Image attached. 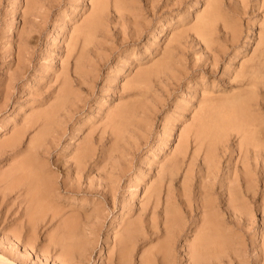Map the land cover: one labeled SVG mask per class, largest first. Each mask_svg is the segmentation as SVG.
I'll list each match as a JSON object with an SVG mask.
<instances>
[{"label":"bare ground","instance_id":"1","mask_svg":"<svg viewBox=\"0 0 264 264\" xmlns=\"http://www.w3.org/2000/svg\"><path fill=\"white\" fill-rule=\"evenodd\" d=\"M148 1L151 8L156 6V0ZM199 1L194 0V3ZM204 1L202 9L195 13L194 19H191L194 20L193 26L189 25L195 37L212 44L215 41L213 34L216 22L220 20L223 29L230 32V38L237 41L239 32L238 30L235 32L234 28L226 24L221 10V1ZM248 1L237 2H241L240 5L245 8ZM52 2V0H20L18 2L20 7L13 9L11 7L14 14L11 15L5 28L3 27L4 37L7 39L4 43L7 49H4L14 51L13 54L8 52L4 55L6 58L12 54V58H7L9 60L5 63L6 72L1 73L2 76L4 75L1 84L5 83L6 88L13 84L17 75L25 78L23 76L26 54L31 53H28L32 35L30 31L38 26L35 17L41 15L40 9L43 7L45 10L44 5ZM179 2L182 3L183 0ZM259 2L263 3L264 0ZM89 5V13L87 12L86 16L84 13L81 14L83 17L79 22V17L77 18V23L71 26L67 37L60 42L64 47L60 60L62 71L57 78L59 79V86L56 85L57 88L59 87L58 91L52 100L50 99L51 102L49 103L46 98L45 105L48 104L46 108L43 109L45 105L42 104V109L36 108L41 110L29 109L28 113H25V110L20 114L25 103L20 102L21 104L16 105L13 103L15 113L12 112L14 115L12 121L9 118L12 122L11 127L7 133L3 132L4 134L0 136V157L7 154L8 161L12 160L7 161L4 171H0V264H31L30 260L27 261L31 252L36 258L40 255L45 256L46 259L48 257L52 264H83V260H89L91 250L97 245L98 236L94 234H97L96 229L101 227L98 223L104 216L103 210L107 209L105 207L106 204L109 206V203L110 208H114L116 192L122 179H126L127 190L126 187L124 190L128 193L126 192V199L120 200L119 208L126 209V204H123L125 202H129L127 204L131 208L137 197L136 191L142 188V195L138 196L140 210L137 212L142 218L132 219L130 217L133 216L128 215L130 210L123 211L117 223L120 226L119 236L116 234V244L120 246L117 247L114 257L110 254L108 259L110 261H107V264H131L127 248L129 246L133 248L129 245V240L131 241V237H134V233L139 229L141 239L160 232L164 241L161 239L163 243L158 242L160 245L155 248L141 249L139 257L136 258L138 259L136 264H263L264 13L261 14L262 23L256 44L254 43V48H251L253 54L245 61L240 60L239 66L232 71V75L227 76V81L225 80L227 85L233 81L236 82L237 84H234L236 89L230 87L221 93H215L213 88L217 86V83L211 80L206 81L204 74L196 77L193 87L189 84L185 87V89L188 88V94L174 103L172 108L178 109V113L174 116L169 112L165 113L166 115L161 118L162 134L160 132L153 137L155 139L147 149L148 155L141 156L137 162L138 165L133 168L130 166L131 158L129 159L126 155L132 152L131 149L135 145L147 144L149 138L147 139L146 136L142 138L144 134L140 131L148 132V127L151 126L150 121H152L150 117L154 116L150 114V111L146 112L150 110L152 103L149 101L150 92L143 87L151 77L159 78L161 74L170 70L172 52L180 46L188 30L184 26L180 28L179 25L171 27L168 35L164 36L162 47H157L152 41L146 48L144 47L145 49L154 47L151 53H156L158 56L154 60L150 57V63L143 66V69L136 64L134 74L129 78L128 75L126 78L124 76L125 80L120 83L122 86L120 88L122 91L131 90V93L122 100L118 97L120 101L115 100L111 105L107 104L97 119L102 120L101 124L95 125V122L91 121L89 129L78 142H71L74 136L72 134L63 147L68 149L67 152L51 158L53 146L59 143L64 131L59 127L60 130H58L62 131L60 133L57 127L63 117L79 106L76 101H79L77 95L78 93L80 95L82 86L87 83L89 75L99 64L102 54L115 44L110 40L112 35L121 34L120 44L125 39L140 38L141 33L148 29L143 23L144 12L136 6L134 0H89ZM15 14L20 17V26L16 27L15 39H13L11 28L16 18ZM164 21L160 17L156 25L159 31L155 34L163 30ZM192 30L189 32L192 33ZM58 34L54 33V39ZM156 37L153 35V40ZM119 44L118 48H120ZM244 48L243 42L228 53L229 57L224 69L222 68L224 72L231 67L232 60ZM217 59L219 60L218 57ZM217 59L213 58V61L208 64L215 67ZM11 62L13 68L9 65ZM55 69L60 70V68ZM25 80L24 82L27 83V79ZM53 80L55 79H52V82ZM6 88L3 93L11 91L10 88L8 90ZM193 99L196 106L191 111L189 109L191 114L190 117L188 116V121L186 119L181 121L183 111L190 107L189 100ZM4 102L3 100L0 104L4 105ZM180 102L185 106L178 108ZM101 105L102 101L99 98L95 104L97 110ZM85 120L87 118L83 122L81 120L80 126L86 123ZM177 121H180L179 124ZM176 125L180 126V131L174 146L167 152L165 146ZM33 126L37 127L36 131L33 130L34 133L31 132L33 134L27 135V140L24 139L27 130ZM233 137L235 139L231 140ZM154 144L158 146L156 152L152 151ZM161 151L164 153L158 158ZM93 171L94 175L92 173L89 176V172ZM81 178L86 181L84 186L81 185ZM176 178L179 180L178 187L173 183ZM258 189L263 192H258ZM91 194H99L100 197L90 200L87 195ZM255 202L257 204H254ZM252 204L253 208L250 207ZM255 205L256 210L262 213L263 232L261 242L255 241L250 236L251 249L255 251L254 257H251L246 237L248 230L255 228L252 220ZM144 222L147 225H144ZM48 223H51L53 227L50 228L51 231H48L50 234L47 236L49 239L46 243L57 248L53 253L43 248V245L37 247V243L35 244L39 231ZM188 226L189 230H192L190 235L192 237L188 239L184 236L179 261L174 254V243L184 232L185 227L189 228ZM18 247H22V251H19ZM97 258H100V254ZM111 258H114V261ZM182 258L184 260H181Z\"/></svg>","mask_w":264,"mask_h":264},{"label":"rangeland","instance_id":"2","mask_svg":"<svg viewBox=\"0 0 264 264\" xmlns=\"http://www.w3.org/2000/svg\"><path fill=\"white\" fill-rule=\"evenodd\" d=\"M19 1L20 0H17L15 2L13 0H0V45L1 44L4 45V43L7 41V39H5V37H4V35H5V29H4L5 27L4 26H6L7 22L10 20L11 15L14 14L12 9L17 7V6L20 7V4H18ZM52 1L53 2L51 4L46 3L44 5V8L46 7L45 10L43 9V7H42V9H40L41 10L40 16L35 17V18H37L36 22H37L38 26L36 29H33L32 31H30L32 35H31L30 43H29L30 51H28V53L31 52L32 54L29 53V54H31V56L29 54H26V56H27V59H25L26 60V62H25L26 67H24L25 68L24 69L25 75L23 76L25 78H20L17 75L15 77V79L13 80L14 82L11 85L12 87L11 86L8 87L11 89V91L10 90L8 91L9 94L7 92L3 93L4 89L6 87H5V83L1 84V82L4 79V75L2 76V74H4L7 70V69H5L6 68L5 63H6V61H8L9 59L12 58L11 55L14 53V51L13 50H6L7 49L6 45L0 46V51H1L0 54H2V55H0V61H1L0 62V74L2 73L0 75V80L2 79L0 81V84H1L0 87L2 86L0 90H3L0 92V98H1L0 103H3V100L6 102L7 98L9 99V100H7L6 103L4 102V105L0 104V106H2V107H0V136H2L4 133H7L8 129L11 127L12 122H10V119H11V121L13 120V118H14L13 113H15L14 107H13L14 104L15 105L21 104V103L26 104V105L24 104V106L22 105L23 108H21V111L19 112V114H20L22 111H25V110H26L25 113H28L27 111H29V109L33 110V111H35V109L38 107H41V109H42V104L44 106L47 103L46 102L47 99H48L49 103L51 102L52 98L54 97V94H56V92L58 91L59 87L57 88L56 85L59 86V79L57 80V78L59 77L58 74L60 75L61 71H62L61 70L62 66L60 65V62H61L60 60L62 59V56H63L64 47L60 42L63 40L64 37H67L66 35L68 34V31L70 30L71 26L75 22L77 23V18L79 17L78 18V22H79L80 18L83 17L81 14L84 13V16H86L90 10V9L88 10V8H90L89 0H73V1L72 0H52ZM134 1H135L136 6H138L142 12H144L145 17H143L144 18L143 23L145 25H147L148 29L144 30L141 33L140 38L133 39V40L125 39L120 44H119V42L122 39L120 36L121 34H113L112 35L110 40L112 42H114L115 44L111 45L112 47L110 46V48H111V49L109 48L110 50H108L102 54L101 59H99V61H98L99 64L97 66H95V70H93V72L91 73L92 76L89 75L87 83L84 84V86H82L83 88H81L80 95H79V93L77 95L79 101H76L77 103H79V106L76 107V109L73 110L70 114L68 113L65 117H63L62 121L60 122L61 124L59 123V126L57 127V130L59 129V127H61L60 129L61 130L64 129V131L62 130L63 131L62 132V131H59L60 129L58 130L60 133L62 132V136L60 137L59 143L55 144L56 146H53V150L51 153V155L52 154L53 155L52 156L50 155L51 158H54L56 155H59L60 153H66L67 152L68 149L67 148L65 149L63 147H64V144L67 142V140L70 139L72 134L74 136L71 139V142L76 143L86 133V131L89 129V125H91L93 123V121L95 122V125L97 123L101 124L102 120H97V119H98L99 114H101V111L103 109L105 110V107L107 104L111 105L112 103H114L115 100L120 101V100L126 98L131 93V90L122 91V89L120 88V87H122L120 83H122L123 80H125L127 75L129 78L132 74H134V71L137 68L136 64H139L140 66H142L141 68L143 69L147 64L150 63V57H151V60L152 59L154 60V58H156L158 56V54H156V53H153V52L151 53V51L154 47L150 48V49H145V48L147 47V45H149V43H151V41L154 43V45L156 43L157 47H159V48L162 47V42H163L164 36L168 35L169 31L171 30V27H176V26L178 27V25H179L180 28H183L182 26H184V28L185 29L187 28V30H188L187 36L184 38L183 41H181V44H179L180 46L178 45L179 47L172 52V65L169 68L170 70L168 72H166L165 74H161L162 76L159 78L157 76H156L157 78H155V76L151 77V79L149 81H147L146 85H144L145 87H143L144 90L147 89L150 92V94H149L150 100L149 99L148 100L152 103L150 110H146V112L149 113L148 111H150V114L152 113V115H154V116L150 117L151 118L150 120H152V121H150L151 126L148 127L149 129L147 128L148 129V132H146L147 134L144 131H140L142 134H144V136H141L142 138H144L145 136L147 137V139L149 138L148 139L149 141L147 142V144L141 143L139 145H135L131 149L132 152L129 153L128 155H126L129 159L131 158V164L129 163L131 167L134 168L135 166L138 165L137 162L141 156L148 155L147 149L152 144V141L155 139L153 137L157 133L159 134L161 132L160 134H162V126H161L162 120H161V118L164 115H166L165 113H168V112L170 114H173V116L178 113V111H177L178 109H174L172 107L174 106V103L176 101H180V99H182L183 95L188 94V92H189L188 88L185 89V87L187 84L191 85L190 87H193V85H194L193 82H194V80H196V77L200 76L201 74H204L206 77V81L211 80V81H214L215 83H217L216 84L217 86H215L213 88L215 90L214 91L215 93H221L224 89H229L230 87L236 89V85H234V84H237L236 82L233 81V83L231 82L230 84L227 85L225 83V80L227 81L228 77L230 75H232V71L236 67L239 66L238 64H240V62L242 60H244V61L247 60L253 54V51L251 48H254V46L256 44V40H257L256 38L258 37L259 31L261 29L260 28L261 23H262V15L261 14L264 13V2L260 3L259 2L260 0H249L247 5L245 6V8H243L242 5H240L241 2H237L240 0H235V1L234 0H220L221 6H222L221 10L225 16V20L227 22L226 24L227 25L229 24L228 25L229 27L231 26V28H234L235 32L238 30L237 32H239V39L237 41H233L231 39L232 37L230 38V34H229L230 32L229 33H228V31L226 32V29H223L222 23L220 22V20H218L216 22L215 32L213 34L215 41L214 42L212 41L214 44L213 43L211 44V43L206 42V40H204V42H203L202 39L200 40V38H198L197 36L195 37V35L193 34L194 33L193 30L190 29L191 28L190 26H193V22H194V20H191V19H194L195 13H198L202 9L201 7L204 6V2H205L204 0H200L197 3H194V0H183L182 3H180L179 0H156L155 1L156 6H154L153 8H151V6L149 5L148 0H134ZM11 7H12V9H11ZM42 12H43V14H42ZM17 14L14 15L16 18H15L14 23L12 25L13 29L11 28V30H12L11 35L13 36L12 37L13 39H15V37H14L15 36L14 35L15 30L17 28H19V26H20V19H19L20 17ZM42 16H43V19H42ZM160 17L165 20L164 21L165 27L159 33L155 34L157 31H159L158 29H156V25L158 24V20L160 19ZM63 19H64V21H63ZM182 23H183V25H182ZM111 25H113V24H111ZM219 26H220V28H219ZM154 27H155V29H154ZM189 30H192L191 31L192 33H190ZM1 32H2V34H1ZM3 32H4V34H3ZM55 32L59 33L56 39H54V33ZM111 33L112 32L110 31V34ZM224 33H225V35H224ZM153 35L157 36L155 40H153ZM158 35H160V36H158ZM223 35L226 37H224ZM52 39H54V40H52ZM230 40H232V42ZM218 41H219V43H218ZM51 42H53V43H51ZM243 42L245 43V48L236 56V58L234 60H232V62L230 64L231 67L228 70L225 69V72H224L223 67L226 64V61L229 57L228 53L233 48H236L240 43H243ZM52 44H54V45H52ZM118 44H119L120 48H118ZM211 45H213V46H211ZM32 47H34V48H32ZM131 47L134 49V51H132L133 49ZM221 47H222V49L223 48L224 49L222 50ZM4 48H6V49H4ZM220 49H221V51H220ZM61 51H62V53H61ZM250 51H251V53H250ZM3 52H5V53H3ZM8 52L12 53V54L5 58L4 55L7 54ZM131 52H133L132 55H131ZM44 54H45V57H44ZM155 54H156V56H155ZM173 54H174V56H173ZM48 57H50L51 59L50 58L48 59ZM215 57H216V59L218 57L219 60L217 59V64L214 67V66H211L210 63L208 64V62H212L213 58H215ZM7 58H9V59H7ZM148 58H149V60H148ZM2 59H3V61H2ZM4 59H7V60H4ZM205 60H207V61H205ZM146 62H148V63H146ZM175 64H176V66H175ZM9 65L13 68L12 62ZM55 68H60V70L55 69ZM138 68H140V67H138ZM39 70H40V72H39ZM56 71L58 73H56ZM53 72H55L53 74L54 77H52ZM114 72H115V74H114ZM222 72H223V74H222ZM168 73H169V75H168ZM55 74H56V76H55ZM124 76H125V78H124ZM18 77L20 78V80ZM32 77H33V79L36 77L37 78L34 79L35 80L34 81L32 79ZM38 77H40L39 78L40 81L37 80ZM194 77H195V79H193ZM16 78H18V79H16ZM113 78H115V79L112 80ZM25 79H27V83L24 82V81H26ZM52 79H55V80H53V82H52ZM33 81H34V83H33ZM188 81H189V83H187ZM54 82H55V84H54ZM167 82H169V83H167ZM24 86L28 89H26ZM84 87H85V89H84ZM8 88H6V90H8ZM23 89H26V90H23ZM104 90L106 92H104ZM4 94L5 95L7 94V95L5 96ZM179 95H181V96H179ZM3 96H4V98H3ZM104 97H105V99H104ZM118 97L121 99L119 100ZM99 98L102 101V105L99 108V110H97V107L95 106V104H96V100ZM44 99H45V101H44ZM29 100H30V102H29ZM110 100H111V102H110ZM82 101H84L85 103ZM189 101L190 102L188 104L190 105V107L183 111V116H181V118H180L181 121H182V119H186V121H188V118L190 117V114H191L189 112L191 111L192 108H194L196 106L195 105V99L189 100ZM47 105H45L43 107V109L46 108ZM35 106H37V107H35ZM183 106H185V104L180 102L178 105V108H182ZM41 109L39 108L36 110H41ZM189 109H190V111H189ZM7 116H9V117L7 118ZM86 118H87V120H85V122L87 124L85 123V124L81 125L82 126L81 127L80 126L81 120L83 122L84 119H86ZM16 120H17V117H16ZM1 121H3L4 123ZM5 121H6V123H5ZM91 121H92V123H91ZM62 122H64V123H62ZM179 122L180 121H177V124H179ZM74 123H76L78 126ZM87 125H88V127H87ZM71 126L75 127V128H72ZM35 129H37V127L33 126L31 129L27 130V132L25 133L24 139L27 140L28 136L32 135L36 131ZM33 130H34V132H33ZM90 130L92 131V129H90ZM179 131H180L179 125H176L175 127H173V130L171 131V136L169 137V141H168L167 145L165 146V149H167V152L169 151V149H171L174 146L176 136L179 133ZM31 132H33V133H31ZM142 138H140V140ZM234 139H235V137H233L231 140H234ZM153 148H154V150H152L153 152L154 151L156 152L158 150V146L155 144H154ZM61 149L63 150V152H60V151H62ZM165 149L163 151H165ZM163 151H161V153H159V155L157 156L158 158L160 157L161 154L164 153ZM7 156H8L7 154H4L0 157V164H1L0 165V171L1 170L4 171L6 169L5 167H7L6 165L11 160V159H9V161H8ZM234 157L236 158V155ZM233 162H234V160H233ZM223 165H224V163H223ZM94 173H95L94 171L89 172L88 175L91 176V174L94 175ZM80 180L82 181L81 185L84 186L86 181H84L83 178H81ZM178 182H179V180H178V178H176L173 183H174V185H176L178 187V185H179ZM124 187H126V179H122L120 181V185H119L117 192H116V197H115L116 199H115L114 208L113 209L110 208V206H111L110 203H109V206H107V204H106L105 208H107V209L103 210L104 216L100 219L102 221H99V223L101 222V224L98 223V225H101V227L99 229H96L97 234L96 233L94 234V235L98 236V239L96 237V239L98 240L97 245L95 248H93V250H91L92 252H91V256H90L89 260H83V264H84V262H85V264H105V263L107 264L110 261V260H108L111 256L110 254H112L111 257H114L115 251L120 246V244L119 245L116 244L117 236H119L118 231L120 230L119 229L120 226L117 223L119 222V220H120L119 217L123 213L124 210H130L128 215L133 216V217H130L132 219H136L137 217L142 218V216H139L137 214L138 210H140L139 209L140 207L138 204V200L140 199V197H138V196L142 195V191H141L142 188H140L136 191L135 196H137V197H135V199L133 201V206L130 208V206H128V204H127L129 202L124 201L125 203H123V204L124 205L126 204L125 205L126 209H125V207L123 209H121V208H119L120 207L119 202L122 199H126L125 197L127 196V193H128V191H126L127 187H126V190H124L125 189ZM263 190L258 189V192H260V191L263 192ZM123 192H124V194H123ZM79 195H81V194L79 193ZM97 197H100V195L99 194L87 195V198H89L90 200H92V199L94 200ZM60 199L62 200V198H60ZM256 202H258V201H256ZM256 202L254 204H257ZM250 207L253 208V204ZM254 209L255 210L253 212L252 220L254 221L253 223L255 224L254 225L255 228L249 229L247 232L248 235L246 237L247 242H249L248 243L249 247H250L249 248V255L251 254L250 255L251 257H254L253 253L255 251H254V249H253V251L251 249L252 240H250V236H251V238L253 237V239H255V241L261 242L260 238H261V235L263 232L262 213L259 210H256V205H255ZM143 217H145V216H143ZM146 219H147V216H146ZM116 224L118 226H116ZM227 224H228V222H227ZM144 225H147V224L145 223ZM230 225L231 224L229 223L228 226L230 227ZM52 227L53 226L51 223H48L46 226H44V228L42 227V229L39 231V233H38L39 235L35 241V244L37 243V247H40V245H43V248H47L46 250L49 249L51 253L55 252L57 249V248H54L52 245L46 243L47 239H49V237H47V236H49V234H50V233H48V231L49 230L51 231ZM189 229H190V227L189 228L185 227L184 232L181 234V236L177 237V239L174 243V247H175L174 248V254L176 255V258L179 261H180V257H181L180 254L182 253L181 245H182V242H184V236H185V238H188V239H190L192 237V236H190V235H192V230H189ZM139 231H140V229L134 233V235H133L134 237H131V241L129 240V242H130L129 245H131V247H133V248H130V246L127 248V253L129 254L128 256L130 258L129 260L131 261V264L137 263L136 261L138 259H136V258L139 257V254H140L139 251H141V249L155 248V247L159 246L161 243H163V241H164V237H162L160 235L161 234L160 232L153 234L151 237L146 236L145 238L141 239V235H140ZM114 233H115V235H114ZM116 234H117V236H116ZM112 236H113V238H112ZM144 247H146V248H144ZM147 247H151V248H147ZM19 248H20V250H19ZM21 249H22V247H18L19 251H22ZM128 251H130V252H128ZM98 254H100L99 259L97 258ZM48 255H50V253H48ZM39 257L38 258L34 257L33 252H31L30 255L27 257V261L30 260L29 262L31 264L32 263L44 264L45 262H46L45 264H49V263L52 264V261L49 260L48 257H47V259L45 258V256H42V255H40ZM28 258H30V259H28ZM34 258L36 260H33ZM111 259H112V261H114L113 260L114 258H111ZM252 259H254V258H252ZM181 260H184V259L182 258ZM54 264H56V263H54ZM183 264H185V263H183ZM263 264H264V262H263Z\"/></svg>","mask_w":264,"mask_h":264}]
</instances>
